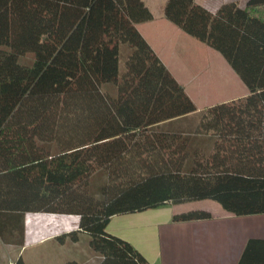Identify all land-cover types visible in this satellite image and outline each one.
<instances>
[{"label": "trees", "instance_id": "trees-1", "mask_svg": "<svg viewBox=\"0 0 264 264\" xmlns=\"http://www.w3.org/2000/svg\"><path fill=\"white\" fill-rule=\"evenodd\" d=\"M162 12L247 92L199 109L137 28L153 19L143 0H0V213H76L69 234L90 235L96 264H152L107 230L115 214L205 198L264 212V0L215 11L165 0ZM237 264H264V239H248Z\"/></svg>", "mask_w": 264, "mask_h": 264}, {"label": "crops", "instance_id": "crops-1", "mask_svg": "<svg viewBox=\"0 0 264 264\" xmlns=\"http://www.w3.org/2000/svg\"><path fill=\"white\" fill-rule=\"evenodd\" d=\"M143 1L153 13L152 21L157 16H164L162 5L165 0ZM196 1L211 11H215L226 1H236L241 7L248 2V0ZM145 39L162 60L159 50L148 38ZM199 202L198 204L192 200L171 203L172 205L115 214L109 219L106 228L109 232L128 240L152 264H237L248 239H264V212L234 214L223 209L212 199L205 198ZM193 208L209 210L212 216L185 221L172 220L174 213ZM54 218L51 216L50 220L48 216H32L27 212L0 213V239L14 248L11 249L14 252L12 256L8 253L10 250L0 247V264L13 263L25 246L46 242H54L51 249L48 246L45 248L47 251H54L62 246L65 252L68 251L69 255L61 259L62 264L69 260H75L80 264H96L97 261L93 262L92 258L94 256L98 258L97 254L85 255L82 260L72 256V244H77L78 232L85 231L78 230L76 239H72L69 232L77 228L65 229L60 233L52 232L49 223H63L62 218ZM29 225L33 229H28Z\"/></svg>", "mask_w": 264, "mask_h": 264}, {"label": "rangeland", "instance_id": "rangeland-1", "mask_svg": "<svg viewBox=\"0 0 264 264\" xmlns=\"http://www.w3.org/2000/svg\"><path fill=\"white\" fill-rule=\"evenodd\" d=\"M136 26L141 34L148 38L151 44L159 50V54L167 68L177 80L183 84L185 90L199 109L224 99L230 100L242 96L247 92L244 83L227 64L220 52L185 33L164 16H157L153 21L147 20L138 22ZM129 51L130 48L126 44H120V69L123 68L124 58ZM104 181L105 175L102 172H96L89 179V188L95 197H99V188ZM194 201L198 203L201 199ZM172 204L166 203L163 205ZM50 213H55L56 217H65L62 224L64 226L66 225L68 228H64V226L60 224L54 228L56 230L58 228L57 231L78 228L79 218L76 213L47 211L27 212V214L32 216H48ZM65 222H67V224H65ZM53 225V222L49 223L50 230L53 229ZM27 227L28 229H33L31 225ZM2 240L3 239H0V247L7 249V251L10 250L8 253L14 256V252L11 250L14 248L4 243ZM89 240L90 235L88 233L78 232L77 244H72L73 258L82 260L85 255H98L90 246ZM53 245L54 242H46L44 244L32 243L27 247L25 246L18 256H21L26 264H62L61 259L69 255L68 251L65 252L63 246L60 249L56 248L54 251L45 250L47 246L51 249ZM97 259V256H94L92 261L94 262ZM5 264L8 263L6 262Z\"/></svg>", "mask_w": 264, "mask_h": 264}, {"label": "built area", "instance_id": "built-area-1", "mask_svg": "<svg viewBox=\"0 0 264 264\" xmlns=\"http://www.w3.org/2000/svg\"><path fill=\"white\" fill-rule=\"evenodd\" d=\"M56 214L55 213H50L49 215H48V219H50L51 220V216L52 217H55V218H62L63 219V222H64V218L65 217H56L55 216ZM54 218V219H55ZM68 222V221H67ZM67 222H65V224H67ZM54 223V225L52 226L53 227V229L51 230L52 232L54 231L55 233H60L61 231H57L58 230V228H57V230L56 229H54L55 228V226H57V225H62V226H64L62 223H58V224H56L55 222H53ZM64 228H68L66 225L64 226ZM65 230V229H64ZM63 231V230H62ZM11 264H13V263H11Z\"/></svg>", "mask_w": 264, "mask_h": 264}]
</instances>
